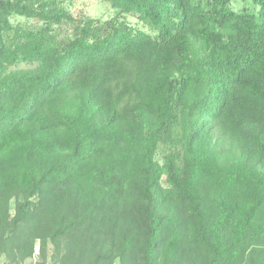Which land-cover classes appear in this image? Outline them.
<instances>
[{
	"label": "trees",
	"instance_id": "trees-1",
	"mask_svg": "<svg viewBox=\"0 0 264 264\" xmlns=\"http://www.w3.org/2000/svg\"><path fill=\"white\" fill-rule=\"evenodd\" d=\"M67 1L0 0V255L264 264V0Z\"/></svg>",
	"mask_w": 264,
	"mask_h": 264
},
{
	"label": "rangeland",
	"instance_id": "rangeland-1",
	"mask_svg": "<svg viewBox=\"0 0 264 264\" xmlns=\"http://www.w3.org/2000/svg\"><path fill=\"white\" fill-rule=\"evenodd\" d=\"M66 6L70 11H72L75 15L77 14H84L88 16L93 17H101L103 19H108L112 17L115 14V10L110 6L109 3H107L105 0H69L66 2ZM12 21L14 23H17L19 21H25L32 23L33 20H27L24 17L15 16L12 18ZM129 21L132 23H136L137 20L134 17H129ZM146 29V27L144 26ZM149 28V27H148ZM12 208L14 206L12 205ZM40 243L37 242L36 248H38V252L35 253V256L33 259H29L23 264H42V260L39 256L40 250ZM3 261L0 264H12L9 260L6 259V257L3 255ZM53 260L50 257V253L48 255L47 264H52ZM115 264H121L119 260H116Z\"/></svg>",
	"mask_w": 264,
	"mask_h": 264
},
{
	"label": "crops",
	"instance_id": "crops-1",
	"mask_svg": "<svg viewBox=\"0 0 264 264\" xmlns=\"http://www.w3.org/2000/svg\"><path fill=\"white\" fill-rule=\"evenodd\" d=\"M3 256L2 255H0V263L3 261Z\"/></svg>",
	"mask_w": 264,
	"mask_h": 264
},
{
	"label": "built area",
	"instance_id": "built-area-1",
	"mask_svg": "<svg viewBox=\"0 0 264 264\" xmlns=\"http://www.w3.org/2000/svg\"><path fill=\"white\" fill-rule=\"evenodd\" d=\"M36 252H38V248H36Z\"/></svg>",
	"mask_w": 264,
	"mask_h": 264
}]
</instances>
